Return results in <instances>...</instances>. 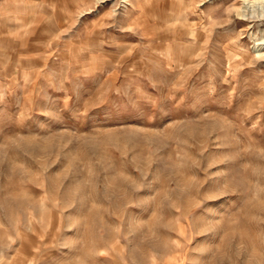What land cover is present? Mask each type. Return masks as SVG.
Masks as SVG:
<instances>
[{
    "label": "rangeland",
    "instance_id": "1",
    "mask_svg": "<svg viewBox=\"0 0 264 264\" xmlns=\"http://www.w3.org/2000/svg\"><path fill=\"white\" fill-rule=\"evenodd\" d=\"M50 2L0 39V264H264V0Z\"/></svg>",
    "mask_w": 264,
    "mask_h": 264
},
{
    "label": "crops",
    "instance_id": "2",
    "mask_svg": "<svg viewBox=\"0 0 264 264\" xmlns=\"http://www.w3.org/2000/svg\"><path fill=\"white\" fill-rule=\"evenodd\" d=\"M78 1L72 0L74 4ZM49 5H52L50 0H0V39L23 41L24 44L46 39L43 33L49 17L54 14L48 11ZM6 28L12 32L11 36H7Z\"/></svg>",
    "mask_w": 264,
    "mask_h": 264
}]
</instances>
